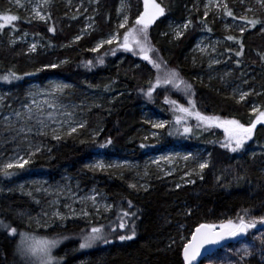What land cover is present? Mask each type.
Listing matches in <instances>:
<instances>
[{"label": "trees", "instance_id": "1", "mask_svg": "<svg viewBox=\"0 0 264 264\" xmlns=\"http://www.w3.org/2000/svg\"><path fill=\"white\" fill-rule=\"evenodd\" d=\"M119 1L100 0L98 11L94 14L96 32L77 42H73L72 38L78 33L79 19L66 13L56 0H52L46 7V15L51 13V18L45 22L19 16L20 19L14 22V29L27 30L42 42L43 46L33 54L27 52L26 46L22 44L11 45L6 33L9 25L0 30V75L11 70L22 77L18 81H12L15 96L21 98L26 79L45 73L57 75L73 84L74 97L83 95L84 99H78L77 105L85 106L81 115L87 121L84 129H79L71 136L63 135L59 141L49 134H38L31 138V147L39 146L41 151L31 157L23 169H13L15 174L11 177L0 174V220L16 227L18 231H36L39 235L46 234L49 237L57 233L76 236L77 239L64 242L55 251L58 257L68 253L66 264H184L183 243L190 239L191 232L199 224L236 220L238 215L244 214V210H249L251 215H264V125L256 128L250 144L238 153L230 152L215 143L219 132L214 127L197 129L195 119L188 121V126L193 129L191 134L169 135L170 131L175 132L174 113L171 106L165 103V97L185 106L187 98L171 90L170 86L168 89L158 88L153 93L152 100L140 93L139 89L146 87V81L155 76L154 70L146 61L131 52L117 50L115 56H104L103 65L86 68L85 61L92 60L96 64V57L116 47L105 45L95 53L88 49L92 41L113 31ZM130 1L132 18L128 27L132 26L143 9V0ZM160 3L166 12L149 27V38L169 66L180 71L184 79L193 85L195 96L192 98L196 101L197 109L206 115L237 119L244 124L251 123L253 115H247L248 104L238 102L219 78L211 80L205 76L204 80L199 81L198 77L201 75L194 74L195 69L188 57L183 58L188 43L199 34L208 32L207 28H211L214 34L219 33L216 24L206 19L205 27L200 23L201 15L192 12L189 30L176 42L169 43L168 38L162 36L164 22L168 18L184 19V5L189 3L188 0H160ZM230 8L232 12L235 9L231 1ZM0 13L6 11L0 7ZM252 19L264 21V11H259ZM258 25L260 26L257 24L255 29ZM52 27L56 29L55 32L48 30ZM249 27L251 29L246 32L234 35L244 45L238 68L242 74L253 76L258 91H261L254 98L264 107V31ZM126 28L121 30V37ZM234 42L237 49L233 50V55L240 51L239 44L235 40ZM62 59H66L67 63L54 69L37 72L31 68L33 63L47 65ZM93 92L100 98H87V94ZM144 104L169 122L164 128L162 142L157 145L143 141L138 130V126L144 123L140 111ZM97 132L99 135L94 136ZM108 138L112 139V144L100 148L98 145ZM21 144V138L8 134L6 127L0 122V164ZM141 144L149 147L142 148ZM170 145H181L184 149L198 146L209 148V166L201 174L203 179L196 176L194 183L177 187L179 180L176 173L162 175L154 167H148L145 172L147 174L142 173L144 177H135L133 171L125 168H120L117 172L93 171L85 163L92 154L100 151L114 154L126 151L129 157L141 160L151 149H163ZM253 149L256 152H251ZM65 175H71L83 186L100 187L109 196L113 205L111 212L98 217L92 216L94 223L106 226L111 224L115 227L118 213H136L131 219L125 218L126 225L135 224L136 236L132 240L119 241L118 235L131 233L127 226L124 229L117 228L116 233L109 235L112 243H98L93 249L84 252H70L80 242V230L89 226L86 220L78 217L61 223L50 219L49 215L44 217L43 214L47 212H44L46 208L42 194L29 190L34 191L36 187L31 186L35 183L37 185L42 179L57 182ZM217 177L222 179L217 181ZM238 177L243 179H237ZM132 184L136 187H130ZM37 197L40 198L39 201ZM129 200L132 202L131 207L127 203ZM189 210L191 215L187 214ZM35 216L41 219V223L48 219L51 226L38 229L33 225L34 220L29 225L28 217ZM181 236L186 239L182 241ZM244 237L246 236L239 238ZM18 239V236L13 237L7 230L0 228V264H20V258L15 254ZM173 240L176 241L175 244L172 243Z\"/></svg>", "mask_w": 264, "mask_h": 264}, {"label": "snow or ice", "instance_id": "2", "mask_svg": "<svg viewBox=\"0 0 264 264\" xmlns=\"http://www.w3.org/2000/svg\"><path fill=\"white\" fill-rule=\"evenodd\" d=\"M30 2V0H29ZM52 0H43V6L47 7L51 4ZM257 4L261 8H264V0H256ZM15 4L19 8H24V4L21 3V0H15ZM40 4L32 5V12L34 18L41 21H46L51 18V13L47 15L42 14L40 11ZM126 4L124 0H121L120 12H124ZM198 10V9H197ZM220 11L223 10L224 15L228 17H233L234 19H239L246 21L244 27H240L239 31L243 33L248 26L255 28L257 24H260L264 27V21L259 19H248V17H234L232 10L228 7L227 0H207L204 4V16L201 18L200 23L204 24L206 27V18L210 11ZM252 11L251 8L247 9ZM166 9L161 6V3H157V0H143V12L138 14L134 20L132 26L127 27L129 23V16L125 13L123 19L117 26V31L111 33L106 39H101L98 41L90 51L99 52L101 48L105 45H116V47L111 48L110 51L105 52L103 55L96 57V64H93L92 60L84 62L86 68L91 69L98 65H103L105 63L104 56L112 55L115 56L117 50H123L125 52H131L136 56L142 58L143 61H146L148 65L155 72V76L146 81V87H141L139 92L142 93L148 100L153 99V93L156 92L158 88L168 89L169 86L171 90L182 94L187 98V106L184 104H179L177 101L165 97V103L171 106V109L174 113L173 124L175 127V132L170 131L168 134H179L185 135L191 134L193 132L192 127L188 126V121L190 119H195L197 121V129L218 127L223 128L226 134L225 140L220 142L222 148L228 149L230 152L238 153L245 148L246 142L250 141L253 137L254 129L258 124L264 123V111H261L257 108H253L254 113H258L255 119L248 125L241 123L237 119H226L216 115H206L200 112L196 107V101L192 97L195 96V91L193 85L188 82L181 75L180 71L176 68L169 66L168 62L160 55L159 49L155 48L148 35L149 27L156 22L159 17L165 15ZM20 19L19 16L14 14L0 13V30L5 26L11 25L14 28V22ZM192 24L191 18H189L182 26H177L174 29V37L179 38L183 35V30H187ZM91 27V25H89ZM122 37L119 29H125ZM51 32H55V28L52 27L48 29ZM208 32H211V28H207ZM27 35V33H25ZM163 35H168V33H163ZM82 39V36H76L74 41H79ZM229 41H236L239 44L240 51L236 52L237 57L243 55L244 45L237 39V37L229 35L225 38ZM11 44H15L16 40L13 39L10 41ZM199 48V44L197 45ZM37 49V44L33 43L29 46L28 51L35 52ZM201 52L206 51L205 48H200ZM212 51H215V48H212ZM228 51H231L229 49ZM264 58V57H262ZM214 63H220L219 60L213 61ZM61 64L67 63V60L61 61ZM239 64V61H237ZM59 65L53 63L45 65L44 68H57ZM211 67V64L209 65ZM137 68L139 65L136 66ZM43 69H37V72L42 71ZM25 75H33V73H25ZM22 79L16 72L9 70L7 74L0 75V81L11 83L12 81H18ZM71 86L63 83L51 82L49 89L47 91H37L35 93L30 92L29 95L32 97L31 104L25 105V112L21 113L19 111L15 112V116L18 122L23 121L24 127L18 129L19 132H23L25 127L30 132L31 127H28L29 124L35 122L37 127L38 134L47 135L48 132L44 129H48L53 138L60 140L62 137L59 132H62L64 136H71L78 132V129H84L87 121H78L69 119L73 116L72 112L66 111L65 105L58 102L59 97L63 95L66 89H69ZM248 93H240L239 99L244 100ZM42 97V99H37L36 97ZM3 102V97H0V103ZM60 116L65 117V119H59ZM168 121H159L152 124V127L155 129L165 128ZM52 125H56L52 127ZM67 125V127H65ZM182 129V130H181ZM103 131V129H101ZM99 135V133H95ZM153 136L156 133L152 134ZM147 139V138H145ZM85 141H81L84 143ZM93 142L95 139L93 138ZM112 144V139L108 138L104 143L99 144L100 148H106L108 145ZM140 147H149L147 144H141ZM41 149L39 146L35 148V152L29 151V159H23V157H12L10 158L13 162H4L0 164V174L5 177H11L14 175L13 169H23L25 165L30 162L31 157L35 156L37 152H40ZM50 151V149H49ZM191 154L183 157L185 161L189 159ZM167 161L168 163L172 162L171 157L162 156L158 160L152 161V163L159 166L160 161ZM209 166L208 161L201 162L198 164L199 171L197 175L200 174L205 168ZM91 170H106L113 167H131L127 161L123 165L118 164H104L102 161H97L95 164L87 165ZM147 174V173H145ZM191 175V173H188ZM203 179V176H200ZM222 179V177H217V181ZM237 179H243V177H238ZM194 183V181H189ZM22 187V186H21ZM130 187L135 188L136 185L132 184ZM179 187V185H177ZM62 191V190H58ZM95 192V190H93ZM31 195V193H29ZM97 194L85 197H79L78 199L83 204L85 201H91V204L94 208V213H89L86 207H82L79 212L76 209L72 208L70 204L65 205L68 209V215L61 213L60 211H54L50 219L59 220L61 223L68 220L70 217H81L84 218L89 225L87 228L81 229L79 236L78 246L74 249H71L70 252H84L86 250L93 249L98 243L110 244L112 241L109 239V235L116 233L117 228L124 229L126 226L130 229V235H118L119 241L132 240L136 236L135 224L126 225L125 218L131 219L136 213H129L127 211H122L118 213L116 226L104 225L101 223H94L92 216H99L100 208L102 207L105 212L110 211L113 207L110 204H98ZM71 197H75V194L72 193ZM70 197V198H71ZM75 202V200H73ZM54 203H58L55 201ZM129 207L132 206V202L127 201ZM188 215H191V210L188 211ZM20 215H25L20 213ZM44 217H47L48 214L44 213ZM29 225L35 220L37 228H48L50 223L48 219L44 223H41L40 218L28 217ZM260 225L264 228V215L254 216L251 215L249 210H244L243 215H238L236 220L227 219L225 221L216 223H201L191 232L190 239H187L186 243H183L182 246V255L184 264H199L198 258H201L202 253L211 256L215 254L216 246L221 245V242L228 241L233 238H238L242 236H247V234L252 229H257V226ZM183 227V225H181ZM0 228H3L8 231L9 235L16 237L18 236V242L15 245L16 252L15 254L20 258V264H66V256L68 253H65L64 256H55L53 251L57 249L61 244L66 241L77 239L76 236L64 235L57 233L54 236L49 237L48 235H39L36 231H18L16 227H11L9 224L5 223L3 220H0ZM253 240H258L260 243V248L256 249L261 254V258L264 259V231H260L259 235L253 234ZM184 236H181V240H185ZM173 244L176 243L175 240L172 241ZM171 246V245H170ZM254 245L244 244L240 249L238 260H230L228 264H245L247 258L252 257L255 253L253 251ZM83 264V262H81Z\"/></svg>", "mask_w": 264, "mask_h": 264}, {"label": "rangeland", "instance_id": "3", "mask_svg": "<svg viewBox=\"0 0 264 264\" xmlns=\"http://www.w3.org/2000/svg\"><path fill=\"white\" fill-rule=\"evenodd\" d=\"M56 1H58V3L63 6V9L66 13L72 14V16L79 19V27L77 29L78 33L76 34V36H82V38L89 37L93 32H96L97 22L94 18V14L98 11V5L100 0ZM230 1L233 5H235V9L233 11L234 17H241L246 15L248 19H252L257 16L259 11H264V8H261L260 5L257 4L256 0H227L229 8ZM124 2L126 4V7L124 8V12L122 13L119 11L121 7V0L119 1L117 14L113 24V31L106 33L98 37L96 40L92 41L88 45L89 50L95 47L98 41H100L101 39H106L111 33L117 31V26L123 19V15L125 13L129 16V23L126 27L129 26L132 18V4L130 0H124ZM206 2L207 0H188L189 5H187V3H185L184 5L185 18L182 20L175 18H168L167 20H165L164 29L162 30V36L167 37L169 43L176 42L177 40L182 38L183 35L189 30V28L187 30H183L181 28L180 30L183 31V35L179 38L174 37L173 30L176 29L177 26H182L190 18L192 12L198 13L201 15V17H203L204 4ZM221 2L223 3V0H221ZM21 3L24 4V8L17 7L15 4V0H0V7L3 11H6L7 14H14L26 19L41 21L39 19L34 18V14L32 12V5L40 4V11L42 12V14L46 15V7L43 6V0H30V2L29 0H21ZM157 3H160V0H157ZM161 6H163L162 3ZM248 8H251L252 11H248ZM142 12L143 9H141L140 13ZM206 19L216 24L219 33L214 34L212 32H204L199 34L194 40L188 43L187 47L185 48L183 58L188 57L192 63L191 66H193V68L195 69L194 74L201 75V77H198L200 78L199 81L204 80L205 76L207 79L211 78V80L219 78L224 84L225 88L228 90V92L232 96H234L238 102L248 104L249 110L247 115H253L254 120L258 113H254L253 108H257L261 111H264V107L262 106V104L256 101L254 98V95H260L261 91H258L257 85L254 83L253 76H247L240 72L241 70L238 68L237 63V61H239L240 64V56L237 57L236 55H233V50L237 49V44L234 41H229L225 39L229 35L234 36L241 34L239 29L240 27L245 26L246 21L234 19L233 17H228L224 15L223 10L210 11ZM89 25H91V27H89ZM9 26L10 28H8L6 32L7 38L9 42L13 39L16 40V43L11 45L22 44L26 46L27 52H29V46L33 43H36V51L31 53L29 52L30 54L36 53L38 49L43 46L42 42L37 37H35L33 33H30L27 30L17 31L11 25ZM249 29L251 28L248 26L244 32ZM121 30L123 29H119V32H121ZM255 30L264 31V27L258 25ZM25 33H27V35H25ZM163 33H168V35H163ZM74 38H72V41H74ZM198 44L199 48H197ZM213 47L215 48L214 52L212 51ZM200 48H205L206 51L201 52ZM229 49H231V51H228ZM64 60L66 59H62L61 61ZM215 60H219L220 63H214L213 61ZM61 61H56L54 63L60 66L63 65L60 63ZM210 64L211 67L209 66ZM31 65L33 66L31 68H34L35 70L50 69L44 68L45 65H37V63H33ZM51 82L68 84L71 86L69 89L65 90L63 95L59 97L58 102L67 106L66 111L73 113V116L69 119L85 121L84 117L81 115V112H83L85 106H81L79 104L77 105L78 99L80 101L84 99L83 95L74 97L76 95L73 91V84L57 75H49L45 73V75H34L33 77L26 79L24 89L22 91V96L20 99H18V97L15 96L13 92L14 85L12 82L6 83L0 81V97H3V102L0 103V122L3 124V126L6 127V131L8 134H12V136L14 137L18 136L19 138H21V142L23 143L20 145V147L17 146V148L13 152L7 155V157L4 159L5 162H13L10 158L16 156L23 157V159H29L28 152L35 150V148L33 146L31 147L30 145L31 138L38 135V130L35 126V122L33 121L32 124L28 125V127H31L30 132L27 130V127H25V130L23 132H19L18 129L24 127V122L17 121L15 112H25L26 109L24 106L31 104L32 100V97L29 95V93H35L41 90L47 91ZM244 92L248 93V95L244 98V100H240V93ZM96 96L97 94L94 92L87 94V98H100L99 96ZM36 98L38 100L42 99V97L39 96ZM84 105L86 104L84 103ZM140 111L142 119L144 120V123L138 126V130H140L139 133L141 135L142 140L153 145L161 143L164 138L163 133L165 130L164 128L155 129L152 127V124L159 121H167V119L161 116L155 110L148 107L146 104L141 106ZM59 119H65V117L60 116ZM260 125L261 124H258L256 128ZM262 125H264V123H262ZM55 126L56 125H52V127ZM65 127H67V125H65ZM214 128L217 130V132H219L216 134L217 136L215 137V143L220 144V142H223L225 140L226 134L223 128ZM256 128L254 129V131L256 130ZM44 131L48 132V134L52 136L51 132L48 129H44ZM173 131H175V129ZM153 133H156V135L153 136ZM58 134H60L61 137L63 136L62 132H59ZM254 134L255 132H253L252 139L254 138ZM252 139L246 142L245 147L250 144ZM28 145H30V147ZM123 152V154H114L111 152L100 151L92 154L90 158L86 159L85 163L86 166L95 164L97 161H102L106 165H123L124 162L127 161L128 164L131 165V167H113L108 168L106 170L98 171L117 172V170H119L120 168H125L129 171H133V173H135V177H144L142 173H145L148 167H154L162 175H170L176 173L179 180L178 185H181L187 184L189 183V181H194V178L196 176H201L203 171L200 172L199 175H197V172L199 171L198 164L205 161H208L209 163V158L211 155V151L206 146H198L192 149H184L183 147H181V145H170L164 147L163 149L157 150L151 149L150 153H148L147 156L143 157L141 160L129 157L126 151ZM251 152H256V149L251 150ZM189 153L191 154V156L187 161H185L183 157L188 156ZM162 156L171 157L172 162L168 163L167 161L161 160L159 166L152 163V161L158 160ZM188 173H191V175H188ZM34 185L31 186L33 188L36 187L34 188V191H32L31 189L29 190L33 193L42 194L44 198L43 205L46 208L44 212H47L50 217L52 216V213L57 210L65 215H68V209L65 207V205L67 204H70L71 207L76 209L77 212H79L82 207H86L89 213H94V208L91 204V201H85L82 204L78 198L91 196L97 193L99 194L97 195L98 204L102 205L107 203L112 205V201L110 200L109 196L102 190V188L96 186L92 188L83 186L80 182L73 179L71 175H65L63 179L57 182H54L52 180L50 182L47 179H42L40 183H37V185L35 183ZM93 190H95V192ZM72 193L75 194V197H71ZM36 199L38 201L40 200L39 197H37ZM73 200H75V202H73ZM55 201H58V203H54ZM110 212L111 210L105 212L104 209L101 207L99 216L103 214H109ZM94 216L95 215H93V217ZM78 217L79 216L74 218L70 217L68 220H72ZM35 218L39 217L35 216ZM33 222V225L37 228L35 220ZM260 231H264V228L258 225L257 229H252L251 232H249L247 236L243 239L241 238V240H238L236 242H229L223 248L217 250L214 255L205 258L203 260V264H228L230 260H238V256L239 254H241L240 249L243 247L244 244L254 245L253 251L255 253L252 257L246 259L245 264H264V259L261 258V254L256 251V249H259L261 247L260 243L258 240H253L252 238L253 234L259 235ZM61 245L53 251V255L57 256L55 251L59 250Z\"/></svg>", "mask_w": 264, "mask_h": 264}, {"label": "water", "instance_id": "4", "mask_svg": "<svg viewBox=\"0 0 264 264\" xmlns=\"http://www.w3.org/2000/svg\"><path fill=\"white\" fill-rule=\"evenodd\" d=\"M195 230V229H194ZM238 240H241V238H233V239H231V240H228V241H223V242H221V245H219V246H216V248H215V252L217 251V250H219L220 248H223L226 244H228L229 242H236V241H238ZM208 256H207V254H205V253H202V256H201V258H198V262H199V264L201 263V262H203V260L205 259V258H207Z\"/></svg>", "mask_w": 264, "mask_h": 264}, {"label": "bare ground", "instance_id": "5", "mask_svg": "<svg viewBox=\"0 0 264 264\" xmlns=\"http://www.w3.org/2000/svg\"><path fill=\"white\" fill-rule=\"evenodd\" d=\"M262 125V124H261ZM255 132V131H254Z\"/></svg>", "mask_w": 264, "mask_h": 264}]
</instances>
